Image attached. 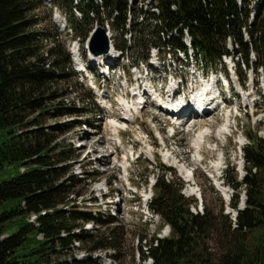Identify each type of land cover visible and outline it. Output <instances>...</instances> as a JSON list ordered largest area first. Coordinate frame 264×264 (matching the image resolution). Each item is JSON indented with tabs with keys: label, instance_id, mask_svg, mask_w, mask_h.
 I'll use <instances>...</instances> for the list:
<instances>
[{
	"label": "trees",
	"instance_id": "1",
	"mask_svg": "<svg viewBox=\"0 0 264 264\" xmlns=\"http://www.w3.org/2000/svg\"><path fill=\"white\" fill-rule=\"evenodd\" d=\"M100 1L78 0L75 5L73 0L63 1L72 15L74 11L82 15V38L95 22L104 26L106 19L102 16H106L121 36L114 44L119 52L129 49L123 36L134 31L139 35L137 43H144L137 44L138 49L163 47L168 53L187 54V32L197 64L203 61L212 70L230 57L241 60L250 71L249 61L254 57L256 62L251 68L264 69V0H255L257 13L252 20L250 5L254 0H152L150 5L159 14L143 9L138 13L123 0ZM41 7V0H0V172L9 176L0 182V264H68L66 259L53 257L67 253L73 242L84 241L85 235L75 232L82 223H116L110 215L101 220L68 206L73 202L68 199L71 191L64 184L54 185L65 174L63 168L57 173L55 166L62 160L56 158L57 146L47 130L55 131L57 127L43 128L40 116L49 114L50 108L68 113L75 109L63 107L64 102L55 103L58 97L69 95L56 83L67 88L74 77L69 53L57 44L58 35L48 36L34 29L38 21L31 14ZM128 15L134 17L131 23ZM78 24L75 19L70 21L75 33ZM131 24L132 29H128ZM46 36L51 40L43 52ZM239 68L238 63L236 73L242 79ZM246 135L249 143L243 148L246 166L242 184L236 187L235 171L229 183L234 191L229 206L236 212L235 222L229 219L230 214L223 213V203L217 212L204 207L202 214H193L180 184L165 179L166 172L161 177L152 172L156 185L149 208L171 233L166 239H151L148 254L144 256L141 251L143 262L150 258L152 264H264V141L256 134ZM74 178L68 177L71 185L75 184ZM241 186L248 191L240 190ZM243 192L245 207L240 210ZM110 234L114 237L113 231ZM93 238L90 252L117 249L107 237L93 234ZM210 243L217 246L215 252ZM70 261L89 264L90 259L83 262L72 257Z\"/></svg>",
	"mask_w": 264,
	"mask_h": 264
},
{
	"label": "rangeland",
	"instance_id": "2",
	"mask_svg": "<svg viewBox=\"0 0 264 264\" xmlns=\"http://www.w3.org/2000/svg\"><path fill=\"white\" fill-rule=\"evenodd\" d=\"M63 1L41 0L42 7L31 14L38 21L34 29L37 32L46 33L48 36L57 34V44L61 48L63 47L66 52L70 50L73 52L74 47L77 46L80 49L79 57L82 66L88 67L90 66L89 54L86 52V48L82 46L88 44L87 42L95 28L102 25L95 22L89 28L87 27V36L82 38L79 34L80 27H85L81 21L82 15L77 11H74L72 15L68 11V4ZM97 1L99 4L101 3L100 0ZM123 1L129 5V8L137 9L138 13H141L142 9L154 12L148 6L150 0L138 2L137 6L133 2L130 3V0ZM73 2L75 5L78 0ZM256 3L257 1L254 0L250 5L252 14L257 13ZM57 4L59 6H56ZM102 17L106 19L103 27L106 28L112 41L113 39L115 41L121 40V36H118L112 29L111 21L106 16ZM128 18L129 23H131L130 21L134 17L128 15ZM57 19L60 22H57ZM72 19L80 22L77 25L78 31L76 33L71 30L70 21ZM127 28L132 29V24ZM48 36H46L48 40L44 38L42 41L43 52L47 51L50 45L51 37ZM138 38L139 35L134 31L123 36L129 47L128 53L124 55V60L118 59L114 62L116 64V67L113 68L115 73L110 76L108 81L100 78V84L108 91V96L112 101V112L107 109L109 108L107 104L105 108L103 103L95 98L92 89V84L95 83L93 78L97 79L99 71L102 72V70L98 71L97 68H92L95 75L91 74V83L90 79H85L84 75L73 69L75 79L68 81L69 86L67 88H64L65 85L56 83L63 90V93H69V95L58 97L55 103L64 102L63 107L75 109L68 113V111L55 112L50 108L49 114L40 116L43 128L57 127L55 131H50L49 128L47 130L49 133L52 132L50 134H52L56 143L55 146H57L54 154H58L56 158L62 160L55 166L58 167L57 173H61L59 169L63 168L65 174L56 180L54 185L64 184V187L69 192L71 191V194H68V199L73 200V202L68 206H74L73 209L87 212L92 217L101 220L110 215L116 222L110 226L82 223L79 230L75 232H82L85 235L84 241L73 242L69 250L66 251L67 253L61 256L57 255L53 257V260L66 259L68 264H71L70 259L74 257L83 262L90 259L89 264H151V259L146 258L145 262L141 259L142 254L146 256L149 252V242L156 234L159 238H164L171 233L170 228L166 227L167 225L163 227L161 217L148 208L156 177H152V172L154 174L159 173L161 177L162 174L165 175L164 170L170 169L169 171L174 173L176 177L171 172H166L165 179H173L176 184H180L181 193L191 202V211H198V207L204 210L205 207L209 212H217L222 203L227 205L232 200L234 191L229 183H231L230 180L234 171L237 172L236 175L238 176L236 187L242 184L245 174L244 167L246 166L243 146L248 143L245 139L246 134L251 136L256 134L264 140V72L259 69L249 71L241 60H230L229 58L223 59L222 64L212 70L206 68L203 61L198 62V67L194 63L195 58L192 51L189 52L188 56L183 53L177 54L184 56L185 61L189 64L196 65L200 73H207L210 79H219L220 72H227L230 75L236 73L239 63L240 76L243 77L242 79L239 78V82H237L232 75L235 83H233V89L230 91L228 103L225 101L228 100V94H222L224 92L220 89L223 102L221 110H217L216 115H209V118L204 120L203 118L200 119L203 116L197 117L199 121L188 122L184 128L177 126L175 129H178H174L175 136L173 138L169 136L172 125L165 121L168 120L167 117L169 116L166 112H163L166 116L163 115L160 108L155 107L152 103V106L147 104L142 111L140 110L141 113L133 124L122 121L125 111H121L116 102L120 103L119 95L124 93L125 81L123 77H118V74H125V77L127 76L128 80L131 79L135 86L134 79L137 77V69L141 68L144 71V66L150 62L144 63L142 54L150 52L148 59L151 60L152 52L156 54L159 60L163 61L164 75L153 71L150 76L154 81L160 79L161 76L169 78V75H173L178 82L184 79L189 81L193 70L191 67L184 68V62L180 59V61L173 59L172 54L174 53H168L163 47L160 50L152 49L151 51L145 48L138 49V45H144L143 42L137 43ZM184 42L188 41L185 40ZM229 46L231 47V45ZM116 51L115 49V56L118 55ZM72 58L76 59L73 55ZM168 59L172 60L170 61L172 65L166 64ZM251 60L255 61L254 57H251ZM211 73H213L212 76ZM240 83L244 89L242 94ZM85 97L90 99H84ZM46 104L49 105V103ZM37 114L32 116L35 117ZM126 114L130 116L129 113ZM237 114L238 116L233 119V116ZM227 123L230 127L224 132ZM126 127L128 129H125ZM220 131L224 134H220ZM44 132H46L45 129ZM200 135L202 142L200 148L197 149L196 141ZM205 135L206 137H204ZM170 153L178 159V163L170 156ZM217 163L219 165L215 168ZM218 168L219 170L216 171ZM253 172L255 173L254 170ZM189 173L192 174L190 178ZM148 174L150 176L146 181ZM70 176L75 177V184L71 185V182L68 181ZM8 178L6 173L0 172V182ZM176 187L174 186L172 190ZM240 190L246 192L248 188L241 186ZM245 192L240 195V203L241 199L244 200L243 205L239 203L241 209L245 207ZM143 199H147L146 204ZM227 199L226 203L225 200ZM230 212L226 207L224 208V214ZM230 218L232 219L231 213ZM111 231H113L114 237L109 235ZM93 234L107 237L109 244L114 243L117 249H101L90 252L93 247ZM38 239H42L40 235ZM210 247L212 252H215L214 248L217 246L210 243Z\"/></svg>",
	"mask_w": 264,
	"mask_h": 264
},
{
	"label": "bare ground",
	"instance_id": "3",
	"mask_svg": "<svg viewBox=\"0 0 264 264\" xmlns=\"http://www.w3.org/2000/svg\"><path fill=\"white\" fill-rule=\"evenodd\" d=\"M74 1V0H73ZM146 1V0H145ZM170 1H174V0H170ZM133 2L135 4V6H137L138 2H143V0H130V3ZM137 2V4H136ZM152 0H150L148 2V6L151 7L152 10H154V12H150V11H145V12H148L150 14H153V13H156V14H159V11L157 10V8L155 6H151ZM175 7V6H173ZM172 7V10H176V9H173ZM176 8V7H175ZM254 15L255 13L252 14V18L251 20L254 18ZM57 22H60L58 19L56 20ZM97 28H102L105 30V33L106 34H109L106 30V28H104L103 26H98L95 28V30L93 31V33L96 31ZM93 33L91 34V36L93 35ZM90 36V38H91ZM90 40V39H89ZM88 40V42H89ZM188 41V42H184V44L187 46V49H188V53L185 54L183 52L184 55L188 56L189 52L192 51L193 52V47H192V40L190 38V36L188 35V33L186 32L185 34V39L184 41ZM87 42V43H88ZM188 43V44H187ZM230 43V42H229ZM79 48L77 46L74 47V51L72 52V55L75 56L76 59H73L74 61H77L78 58H79ZM167 50V49H166ZM88 53V52H87ZM114 53H115V48L113 47L109 53L107 55H104V56H98V57H94L92 55L89 54V60H90V64H93V65H101V64H104L105 63V60H110V58H112L111 56H113L114 58ZM194 54V52H193ZM94 57V58H93ZM93 58V59H92ZM109 58V59H107ZM95 59V60H94ZM105 59V60H104ZM224 59H227V58H224ZM230 60H232V58L229 57ZM196 60H195V62ZM197 66L199 67V65L197 64ZM196 67V65H195ZM199 70V68H198ZM200 71V70H199ZM204 73V72H202ZM221 74L219 75V79H211V81L208 83V85H206V87H204L203 89H201V91L197 92L196 93V97H193L191 98V101L190 102H186L184 101L183 99H181L179 101V103L177 104H173V103H169V102H164L162 103V105L166 108V110H168L169 112L171 113H167L166 114L169 116L167 117L169 120L170 119H176V120H181V125H179V127H183L184 128V125L188 122H195V121H199L197 119V117H200V116H208V115H216V112L217 110H221V103L217 102L218 98H219V92L223 89H231L233 87V78H236L237 82H239V77L237 75V73H233L232 75L234 76L232 78V75H230L229 73L227 72H220ZM206 74V73H204ZM225 82V84H223ZM221 89V90H220ZM134 90V89H133ZM171 88H169L168 91H170ZM253 90V89H252ZM221 93V92H220ZM223 94V93H222ZM216 95H218L216 97ZM254 96V95H253ZM253 98V97H252ZM139 104V103H138ZM134 99H132L131 103L130 104H127V105H122L120 103V108H121V111H125L126 113H129L132 115V112L134 111H138L137 110V105H138ZM216 104V105H215ZM207 106V110L211 108V111L209 112H206L205 115H201L200 112H201V108H203V106ZM215 105V106H214ZM195 108V109H194ZM194 109V110H193ZM177 110L179 111V113L181 112V114L178 115V112ZM161 112H165L164 110H161ZM230 112V111H229ZM219 113V112H218ZM140 115V114H139ZM145 115V114H144ZM157 115V114H156ZM173 116V117H172ZM228 116V115H227ZM215 117V116H214ZM230 117V116H229ZM129 118H133V119H137L138 116H134V117H131V116H128V119ZM207 117L203 118L206 119ZM209 118V117H208ZM159 119V118H158ZM228 121V120H227ZM227 128V126H226ZM226 128H225V131L226 132ZM176 130V129H175ZM221 130V129H220ZM223 131V130H222ZM220 131V132H222ZM119 133V132H118ZM201 135L198 137L197 141H196V146H199L201 144ZM111 154V153H110ZM107 157V156H106ZM108 159L109 156H108ZM109 164V163H107ZM218 163L215 164V167H218ZM115 169V168H114ZM36 219V217H32V221L34 222ZM30 221V219H29ZM31 222V221H30ZM88 232V231H87ZM76 257V256H75Z\"/></svg>",
	"mask_w": 264,
	"mask_h": 264
},
{
	"label": "water",
	"instance_id": "4",
	"mask_svg": "<svg viewBox=\"0 0 264 264\" xmlns=\"http://www.w3.org/2000/svg\"><path fill=\"white\" fill-rule=\"evenodd\" d=\"M110 44L105 30L97 28L88 42L89 52L93 56L104 55L109 52Z\"/></svg>",
	"mask_w": 264,
	"mask_h": 264
}]
</instances>
